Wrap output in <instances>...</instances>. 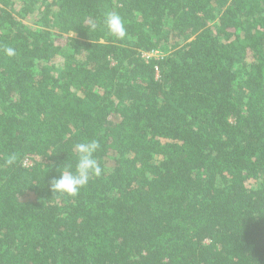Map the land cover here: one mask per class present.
<instances>
[{"label": "trees", "instance_id": "obj_1", "mask_svg": "<svg viewBox=\"0 0 264 264\" xmlns=\"http://www.w3.org/2000/svg\"><path fill=\"white\" fill-rule=\"evenodd\" d=\"M0 264H264V0H0Z\"/></svg>", "mask_w": 264, "mask_h": 264}, {"label": "clouds", "instance_id": "obj_2", "mask_svg": "<svg viewBox=\"0 0 264 264\" xmlns=\"http://www.w3.org/2000/svg\"><path fill=\"white\" fill-rule=\"evenodd\" d=\"M103 23L110 35L117 39L126 38V22L118 13H106ZM92 27L95 28L96 25H92ZM4 51L9 57L16 55V50L11 46L5 48ZM100 147L101 145L96 139L76 144L78 160L74 168L66 166L62 171H59L58 177L49 181L52 193H62L75 197L94 177H99L102 169L95 154ZM14 159L15 157H11L8 163H12Z\"/></svg>", "mask_w": 264, "mask_h": 264}, {"label": "rangeland", "instance_id": "obj_3", "mask_svg": "<svg viewBox=\"0 0 264 264\" xmlns=\"http://www.w3.org/2000/svg\"><path fill=\"white\" fill-rule=\"evenodd\" d=\"M24 21L28 24H32V19L31 20H28V19H24ZM154 55H151V56H159L160 54L157 52V53H153Z\"/></svg>", "mask_w": 264, "mask_h": 264}, {"label": "built area", "instance_id": "obj_4", "mask_svg": "<svg viewBox=\"0 0 264 264\" xmlns=\"http://www.w3.org/2000/svg\"><path fill=\"white\" fill-rule=\"evenodd\" d=\"M153 53H157V52L148 53V54H145L144 56L148 58V57H151V55H154Z\"/></svg>", "mask_w": 264, "mask_h": 264}]
</instances>
